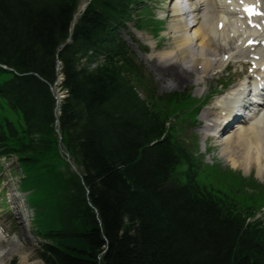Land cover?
I'll return each instance as SVG.
<instances>
[{
    "label": "trees",
    "instance_id": "obj_1",
    "mask_svg": "<svg viewBox=\"0 0 264 264\" xmlns=\"http://www.w3.org/2000/svg\"><path fill=\"white\" fill-rule=\"evenodd\" d=\"M70 3L0 0V150L19 152L30 177L39 176L49 193L44 203L38 199L40 208L56 205L48 220L59 228L46 233L44 262L264 264V228H247L232 195L195 186V162L169 138L153 143L163 132L162 114L150 111L115 71L77 69L79 57L103 38L107 13L122 6L119 0L95 2L76 26L74 42L58 54L70 92L60 122L82 178L58 171L48 83L69 35ZM9 109L6 136L3 110ZM23 121L25 133L12 126ZM180 162L188 167L183 185L172 178Z\"/></svg>",
    "mask_w": 264,
    "mask_h": 264
},
{
    "label": "bare ground",
    "instance_id": "obj_2",
    "mask_svg": "<svg viewBox=\"0 0 264 264\" xmlns=\"http://www.w3.org/2000/svg\"><path fill=\"white\" fill-rule=\"evenodd\" d=\"M218 11L217 2L215 0H210L208 3L204 1L201 3L200 11L194 13V19L196 20V26L193 30V37L190 36L188 31L185 30L181 19H178L177 22L172 25V34L175 37L177 43V51L183 62L185 61H194L196 65L203 64L204 70L200 72L201 74L208 72L212 68V64L206 58L205 49L213 51L215 54L220 55V58L217 59L215 56L213 62L215 63L214 68H221V62H219L223 56L227 53H230L231 56L240 60L242 58L238 57L237 54H240V51L237 50L234 42L228 37L226 27L221 32H225V37L216 34V27L219 23L217 14L214 12ZM207 15V18H205ZM231 50V51H229ZM200 54V55H199ZM199 55V56H198ZM198 56V57H197ZM209 56V55H208ZM174 53L172 51L165 52L161 60L166 59L165 66H159L160 70L165 74L171 75L175 78L176 81L185 82L188 77L198 71L192 66L185 68L181 63H177L174 60ZM210 59V57H209ZM179 69H176L173 65H176ZM170 65V66H169ZM215 118V123L217 126L216 134L221 136L220 126L228 119L227 117L218 116V112L211 113ZM218 123H220L218 125ZM236 138L240 140L244 146L247 148L248 153L251 152V161L246 164L247 170L252 168L257 169V174L259 172L264 174V113L263 115L253 118L245 124L236 126V130L230 132L229 136L225 138L226 146L222 150V154L227 156L229 161H232V164L235 167L240 165L234 160V150L228 142L230 139ZM223 141V139H222ZM248 153H245L247 155ZM255 155V158L252 161V157ZM3 236L0 233V242L3 241ZM19 247L12 246L10 248H2L0 244V264H8L11 261V258L17 254ZM29 257V256H28ZM27 256H23L21 259L22 264H28ZM17 264V263H16Z\"/></svg>",
    "mask_w": 264,
    "mask_h": 264
},
{
    "label": "rangeland",
    "instance_id": "obj_3",
    "mask_svg": "<svg viewBox=\"0 0 264 264\" xmlns=\"http://www.w3.org/2000/svg\"><path fill=\"white\" fill-rule=\"evenodd\" d=\"M154 1V4L153 5H156L157 1L158 0H153ZM159 4V2H158ZM170 36L168 35L167 38L165 40H167ZM169 47H174L175 48V41L172 42V41H169ZM155 63L153 61L150 62V68L152 69V71L154 70V72L150 73L152 75H154V78H155V81L159 87V92L160 93H164L166 91H172V90H175V89H178V90H181L183 89V87L181 86H174L173 85V79L169 76H163L161 74H159L156 69H155ZM195 79V75H193L189 81V83L185 86H193L194 84H192V81ZM2 82V80L0 81ZM215 85V84H214ZM177 87V88H176ZM175 88V89H174ZM215 88V86H214ZM198 90V88L195 89V93L196 91ZM56 92L59 93V90L56 89ZM240 151L242 152V150L240 149ZM221 154V151L220 153ZM253 172H255V169H252ZM22 189L24 191H27V190H32V178L30 177L29 179H25L22 183ZM29 192V191H27ZM2 207H4L5 209H8L9 206L7 204V202H3L1 204ZM35 226L36 227H39L41 226V222L36 220L35 221ZM12 238L11 239H6V241L4 242H1V247L3 248H10L12 246H16V247H19L18 251H17V254L14 255L12 258H11V261L8 262V264H22L21 263V259L23 256H29L28 259H27V262L28 264H44V262L39 258V255L41 253V245L42 243H39V242H35L33 241V239L29 238L28 236H26L24 234V230L22 229H18L17 231H13L12 232ZM106 247V246H105ZM105 250V248H104ZM104 252V251H103Z\"/></svg>",
    "mask_w": 264,
    "mask_h": 264
}]
</instances>
